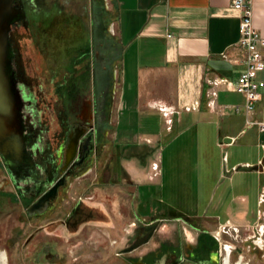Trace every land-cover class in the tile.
Returning a JSON list of instances; mask_svg holds the SVG:
<instances>
[{
    "label": "crops",
    "instance_id": "crops-1",
    "mask_svg": "<svg viewBox=\"0 0 264 264\" xmlns=\"http://www.w3.org/2000/svg\"><path fill=\"white\" fill-rule=\"evenodd\" d=\"M112 7L118 54L111 85L102 86L113 99L106 154L120 160L139 145L156 154L145 175L136 170L131 182L123 170L120 182L161 220L210 233L256 223L264 131L246 122L264 121V87L252 113L234 111L244 104L229 87L244 70L239 11L230 0H112ZM252 23L264 38V0L253 1ZM258 78L264 82V70Z\"/></svg>",
    "mask_w": 264,
    "mask_h": 264
},
{
    "label": "flooded vegetation",
    "instance_id": "flooded-vegetation-1",
    "mask_svg": "<svg viewBox=\"0 0 264 264\" xmlns=\"http://www.w3.org/2000/svg\"><path fill=\"white\" fill-rule=\"evenodd\" d=\"M6 2L13 13L6 31L9 70L21 98L24 149L29 161L8 167L0 155L2 171L14 192L8 195L3 191V183L0 195L16 197L11 201L19 204L27 222L46 221L50 256L57 253L60 240L78 251L87 250L94 245L88 239L96 231L98 257L81 264L104 261L103 240L107 250L109 246L116 247L106 259H111V264L263 261L264 248L258 240L264 238V207L254 224L229 223L217 233H210L186 223L194 231L191 239L165 240L152 248L150 209L142 203L135 204L128 190L130 185H125L122 201H102L95 194H87L89 186L104 185L103 172L110 171L109 166L118 173L123 171L119 158L104 153L106 145L100 140L99 122L107 96L105 92L98 93L97 71L91 68L96 65L95 51L93 59L70 54L80 40L81 30H90L94 42V0ZM98 94L104 101H99ZM73 180L85 186L87 181L91 183L82 195L75 196ZM108 181V185H114L111 178ZM110 202L115 203V214ZM93 223L101 225L89 231L88 225ZM141 243L143 249L139 250Z\"/></svg>",
    "mask_w": 264,
    "mask_h": 264
},
{
    "label": "rangeland",
    "instance_id": "rangeland-1",
    "mask_svg": "<svg viewBox=\"0 0 264 264\" xmlns=\"http://www.w3.org/2000/svg\"><path fill=\"white\" fill-rule=\"evenodd\" d=\"M113 17L114 13L112 0H94L93 22L94 25L97 26L94 42L91 31H85L83 29L80 31L81 37L77 42L76 47L70 49V54H73L77 57L89 55L91 59H93L92 56L93 52L95 51L96 65L94 67L92 66L91 68L92 70L96 69L97 71L98 83L96 84V86L98 93H103V85H105L106 88L111 85V70L117 61L118 50L116 47L114 34L111 32L109 25L110 21L113 20ZM91 78H93L92 75ZM97 96L99 101H104L103 97H101V94H98ZM112 100V97L109 96L105 98L106 103L103 104V110H105L104 116L100 117L99 122L102 129V137L100 138V140L102 144L106 145V147L104 148V153H107L110 150L109 145L111 143L112 137L111 122L107 123V119L111 114L109 110ZM144 147L145 146L143 145H139L136 147L129 146L125 150L124 155L121 156L119 164L120 167L124 170V179H130V181L133 182V175H135L136 170L140 175H145L149 171V155L145 154ZM154 150L156 149L153 147V152ZM155 155L156 154L153 153L149 157H154ZM112 159L114 160V158ZM109 167L110 171L103 172L105 183L101 187H88L91 181H87L88 185L85 186L83 182L73 180L72 184L74 185V190L72 192L75 193V196L82 195L86 191V187H88L89 191L87 192V194H95L97 195L96 198H99L102 201L116 202L119 197L120 199H123L125 197V185H123L124 183L120 182V172L118 173L116 170H114V168H112L111 166ZM109 178H111L112 182L114 181L113 186L108 185L110 184V182L108 181ZM3 183H6L3 191H6L7 194H14L12 186L10 185V181L2 171V167L0 164V184ZM12 198L14 200L16 199V197L13 196L5 198L0 195V250L6 253L8 264H81L85 260H92L98 257V253L96 252L98 244H95V242H97L98 236L95 233L96 231L92 232L88 239V242H92L94 245H89V248H87V250L78 251L76 248H72L67 244L62 243L63 240H60V245L57 246V253L55 254V256H50L48 252L49 248L47 241L49 239V235L46 221L27 222L25 217L21 213L19 204L11 201ZM113 202H110V209L113 210V213L115 214V203ZM136 205L138 204L136 203ZM151 217L153 220L150 235L152 248L159 246V244H161V242L165 240H167L168 242H172L175 241L176 238H178L179 240H183L191 239L194 236V231H192L185 223L161 220L158 212H156L155 210L151 212ZM110 224H112V222ZM98 225L101 224L93 223L91 225H88V230H96L95 228ZM92 226L95 228H93ZM103 247L104 251L102 254L104 257V261H100L101 263L99 264H111V259H106L109 255L112 254L114 250H116V247L112 248L111 246H109V249L107 250L106 241L104 240ZM39 248H41L40 252H38ZM142 249L143 245L141 243L139 250ZM51 257L54 258V260L51 259ZM98 262L99 261H95L93 262V264H97Z\"/></svg>",
    "mask_w": 264,
    "mask_h": 264
},
{
    "label": "built area",
    "instance_id": "built-area-1",
    "mask_svg": "<svg viewBox=\"0 0 264 264\" xmlns=\"http://www.w3.org/2000/svg\"><path fill=\"white\" fill-rule=\"evenodd\" d=\"M254 0H230V5L239 11V40L237 47L243 55L242 63L244 70L240 73L234 84H229L231 90L244 96L243 107L235 106V112L243 111L246 115L252 113L256 103L261 100L260 90L264 87V82L260 80L259 74L264 70V57L260 51V45H264V38L253 26L252 4ZM248 125H254L259 131H264V121L247 119ZM226 160V157H223ZM226 170L224 173H228ZM259 206L264 207V187L261 190ZM261 214V211H258ZM223 229V227H221ZM261 231V229H260ZM260 239L258 240V243ZM264 248V245H261Z\"/></svg>",
    "mask_w": 264,
    "mask_h": 264
},
{
    "label": "water",
    "instance_id": "water-1",
    "mask_svg": "<svg viewBox=\"0 0 264 264\" xmlns=\"http://www.w3.org/2000/svg\"><path fill=\"white\" fill-rule=\"evenodd\" d=\"M12 18L13 13L6 0H0V155L8 167L29 161L24 149L21 98L9 70L6 31Z\"/></svg>",
    "mask_w": 264,
    "mask_h": 264
},
{
    "label": "bare ground",
    "instance_id": "bare-ground-1",
    "mask_svg": "<svg viewBox=\"0 0 264 264\" xmlns=\"http://www.w3.org/2000/svg\"><path fill=\"white\" fill-rule=\"evenodd\" d=\"M261 245H264V238L260 240L259 242ZM0 264H8L7 262V255L4 251L0 250Z\"/></svg>",
    "mask_w": 264,
    "mask_h": 264
}]
</instances>
